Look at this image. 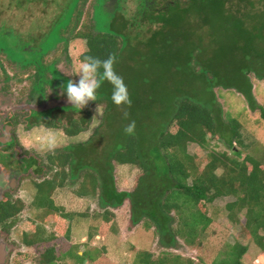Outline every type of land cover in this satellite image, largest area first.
<instances>
[{
	"label": "trees",
	"instance_id": "16d2710c",
	"mask_svg": "<svg viewBox=\"0 0 264 264\" xmlns=\"http://www.w3.org/2000/svg\"><path fill=\"white\" fill-rule=\"evenodd\" d=\"M97 6L99 3L94 22L89 26L88 20L84 21L75 35L86 47L79 63L87 55L102 60L114 56L115 71L127 85L131 106L114 105L111 86L104 83L96 101H90L103 110L90 138L49 153L44 162L33 160L37 173L44 172L45 166L46 177L34 183L29 205L18 200L3 207L0 223L10 227L23 211L36 212L35 218L29 219L30 228L20 237L25 246L37 252L36 264H59L64 256L74 264H89L104 249L81 252V247H87L95 236H105L109 228L116 230L110 224L115 214L109 208L127 205L130 226L140 225L148 233L153 230L161 250L158 255L137 250L132 264H207L173 251L202 245L213 222L210 205L219 198L233 197L235 200L224 209L228 220L239 224L240 229L234 243L210 264H242L250 240L264 255V161L251 154L242 158L243 151L234 147L244 146L242 125L229 116L227 121L223 119L216 93L217 89L234 91L244 98L251 112L259 109L264 121L253 82H264V0H186L176 7L167 6L159 14L140 12L141 21L133 19L132 24L127 19L117 23L114 14H108L107 30L100 28ZM63 27L57 30L58 37L66 34ZM144 27L148 37L140 32L131 37L126 32ZM53 44L46 48L24 44L20 48L21 52L38 55L28 64L37 70L36 83L46 80L49 68L53 79L63 77L41 61ZM39 90L43 93V88ZM62 110L81 111L77 107ZM132 121L136 127L129 135L124 129ZM40 122L57 127L46 119H35L30 125ZM91 122L92 114L87 110L79 119L69 117L63 132L77 137ZM213 138L230 152L210 149ZM189 144L207 152L202 166L188 152ZM115 166L141 171L130 191L119 190ZM74 182L78 183L74 193L98 205L97 213L65 212L55 204L54 192L72 189ZM90 216L101 222L90 226L82 246H69L62 257L55 246L48 247L59 236L70 241L76 218ZM49 224L54 227L51 232L46 230Z\"/></svg>",
	"mask_w": 264,
	"mask_h": 264
},
{
	"label": "rangeland",
	"instance_id": "374dc122",
	"mask_svg": "<svg viewBox=\"0 0 264 264\" xmlns=\"http://www.w3.org/2000/svg\"><path fill=\"white\" fill-rule=\"evenodd\" d=\"M31 1L35 3H25L24 0H0V24H4V28L1 26L0 29V49L6 55L0 58V115L2 113L6 121L8 117H11V114L13 115L11 120H15L16 127L12 131V134L16 137L21 151H23L22 154L26 156L34 155L40 162H44V158L49 153L62 151L69 145L86 142L92 135L94 129L101 122L103 110L102 106H96L93 102H89L87 106L81 109L82 112L80 111L78 113L63 111L56 112L53 115L49 112L50 110L43 113L13 111V109L19 106L39 105L42 103L43 97H45L46 100L58 99L67 101L66 96L60 94L59 85L69 80L78 81V57L86 49L84 41L82 43H75L76 45L74 43L67 45L65 42L66 38L68 40L71 39L74 32L79 30V28H77L78 25H75L74 32L68 29L77 15L75 14L78 3L77 0ZM98 3V23L102 30H107V18L109 16L108 14H110V10L107 9L106 0H100ZM15 5H19V8H21L18 13L15 12ZM94 5L95 0H82L78 11L82 13L83 17L85 16V22L87 21V17L89 18ZM112 6L113 1L108 8L111 9ZM125 6V16L129 21L135 12L133 0H128ZM28 7H31V9L28 10ZM57 12H60V15L57 16ZM54 17H57V19L53 20ZM74 24L75 21L72 27ZM62 26H66V29H68L66 34H62L64 38L61 37L59 39V42L62 40L63 42L55 45V52L49 53V56H46V60H44L43 63L46 67L54 68L56 66L55 69L63 77L53 79L50 68H47L46 80L36 83L35 74L37 70L34 67L23 68L22 63L26 65L29 63L32 64L34 63L32 61L38 59V55L36 52H33V54H30V52H21L20 48L23 47L21 44L27 43L31 45L33 44L32 40H35L36 42L34 43L37 45H35L34 48H46L59 38L57 36V30ZM146 29L147 27L139 31L130 29L126 32L129 33L131 37H134L137 32H140L143 37H148L149 32H147ZM44 32L46 34L42 35ZM68 42L70 41H67V43ZM43 51L41 50L40 52L42 53ZM66 51H68V55L72 58H70V62H67L64 57H62V54L66 53ZM52 53H54V55ZM8 57L12 58L10 60L14 59L13 63L10 62ZM55 60H57V62H55ZM14 62H20L21 64H14ZM39 70L40 72H44V69L39 68ZM253 82L255 85L254 97L257 104L264 109V82H258L256 80H253ZM33 87L34 89H32ZM42 88L43 93L39 90ZM216 93L218 96V107L222 110L223 119L227 121V117L229 116L237 119L242 125L240 133L244 146L240 148L237 144H234V147L243 151L244 154L242 158L246 154H251L255 157L262 158L264 161V121L260 116L261 111L258 109L255 112H251L244 98L234 91L217 89ZM87 110L91 112L92 119L94 117L95 119L92 120L86 132L74 138L66 136L63 132V143L55 151H40L37 147L28 146L25 143L27 134L36 126L34 124L28 125V122H31L29 117L32 119L53 121L57 124L56 128L63 130L68 125L67 122L69 117L79 119L85 115ZM65 111L67 110L65 109ZM210 149L217 152H230L228 147L217 138L211 140ZM188 152L191 155H195L200 160L201 166L205 163V160H203L207 154L205 150H201L195 144H189ZM22 154L20 156H22ZM42 169L46 171L45 166H43ZM140 172L139 169L131 166H115V177L119 190L130 191L133 188L135 178ZM44 176L46 177V175ZM32 179L41 180L42 177H30L29 181H23L19 185L16 194L24 205H29L32 201L34 193ZM77 188L78 183L74 182L72 189L64 188L54 192L52 198L55 204L64 208L65 212L84 213L90 211L91 214L97 213L99 211L98 205L79 199L74 193V190ZM234 200L233 197L219 198L210 205L209 215L212 217L213 222L210 224L207 233L201 240L202 245L198 246V248L183 246L178 249V251L173 252L191 257L195 261L201 259L207 264H210L216 257L221 256V253L225 251L229 245L234 243V236L240 229L239 224L228 220L227 213L224 209L227 203ZM109 209L115 214L110 224H114V227L117 229L114 230L113 228H109L105 236H95L87 247H81V252L89 249H104V251H102L103 254L99 255L94 263L92 262L89 264H132L135 258V251L137 250H148L155 255L160 253L161 250L158 247V237L153 230H150L148 233L140 225L137 227L130 226V215L127 205L117 209L111 207ZM36 214V212L26 210L15 219V224L9 227L11 229L8 231L7 241L10 245H13L14 253L12 259L15 264H36L37 262L38 254L35 249L25 246L20 239L22 234L30 228V223H28L30 221L29 219H34ZM239 218L243 223L242 215ZM100 222L101 220H96L94 216H90L89 218H76L73 224L70 241H66L64 237L59 236L55 243L48 244L49 246L46 245L45 247L55 246L57 255L62 257L69 250V246H82L86 243L90 226H98ZM12 226L15 227L12 229ZM46 228L47 232H51L54 229L51 224ZM248 246L249 249L242 259V264H264V255L252 240H250ZM132 248H134V250H132ZM58 263L74 264L73 261L66 256L62 257V260L58 261Z\"/></svg>",
	"mask_w": 264,
	"mask_h": 264
},
{
	"label": "flooded vegetation",
	"instance_id": "af4514ba",
	"mask_svg": "<svg viewBox=\"0 0 264 264\" xmlns=\"http://www.w3.org/2000/svg\"><path fill=\"white\" fill-rule=\"evenodd\" d=\"M20 1H22V0H20ZM24 1H25V3L33 2L31 0H28V1L24 0ZM38 1H43V0H38ZM97 1L98 0H95V5L93 6L92 12L89 15V18L87 17L88 22L86 24H88L89 26H90V24H92L94 22L93 19H95V10H96L95 6L98 4ZM112 1H113V6L110 9L108 7L112 4ZM127 1L128 0H121V2H119L118 0H106L107 9L110 10V14H114V18L117 20V23L122 22L124 19H127L125 16V7H126L125 3ZM77 2H78L77 3V9L75 12V14H77V15L73 19V21L69 27V28H71L72 24L75 21V24L72 27V29H73L72 32H74V30H75V25L76 26L78 25L77 28H79V31H80L81 28L83 27L84 21L86 19L85 16L83 17L82 13H80V11H78V8L80 7L82 0H79V1L77 0ZM118 2H119V4H118ZM185 2H186V0H133L134 6H135V12H134L132 18L129 20V22H130V24H132L131 20H133V19H135V20L137 19V20L141 21V19L138 18V14L140 12L159 14L160 12L166 10L167 6L176 7L177 4L185 3ZM33 3H35V2H33ZM20 9L21 8H19V5H17V6L15 5V12L16 13H18L20 11ZM30 9H31V7H28V10H30ZM45 12H47V11H45ZM58 15H60V12L59 13L57 12V16ZM81 16H82V18H81ZM56 19H57V17L56 18L54 17L53 20H56ZM1 26L4 28V24H2V23L0 24V29H1ZM130 27H133V26L131 25ZM62 29H64L63 31H65V32L67 31L66 26H64ZM45 34H46L45 32L42 33V35H45ZM75 35H76V31L74 32L71 39L68 40L66 38L65 42L67 45L71 44V43L75 44V43H79V42L82 43L83 42V40L75 38L76 37ZM61 37L64 38L63 36H59V39ZM39 39H41V38H39ZM59 39L56 42H54V44L50 48V50L41 57V61L46 60V56H49L48 54L55 50L56 44L58 45V44H61L63 42V40L61 42H59ZM67 41H70V42L67 43ZM32 42H33V44H31L30 46L35 47V45H37V44H35L34 42H36V41L32 40ZM21 45L23 46L24 44H21ZM24 52L26 53V50H24ZM52 54L54 55V53H52ZM4 55L5 54L0 49V58H2ZM62 57H64V59L66 61H69L71 58L68 55V51H66V53L62 54ZM8 59L10 60L12 58L8 57ZM13 61H14V59L10 60L11 63H13ZM55 62H57V60H55ZM16 63L14 62V64H16ZM17 64H21V63L19 62ZM22 64H23V66H22L23 68L33 67L30 65L25 66L24 63H22ZM54 68H56V66ZM32 89H34V87ZM45 101H47V100L45 97H43L42 103ZM0 110H1V108H0ZM49 112L54 115L56 112H63V110L60 108H56V109L50 110ZM29 113H31V112H29ZM12 116L13 115L11 114V117L10 118L8 117V119L6 121L4 115L2 116V113L0 115V141L1 140H8L10 138L12 139L10 142H8L6 144L0 143V217H2L3 207H5L7 205L9 206V204L14 205V204H16V202L18 200H21L16 194H17V191L19 189V185L23 181H25V180L29 181L30 177H37V178L42 177L41 180H37V179L31 180L33 183L32 186H34L35 182L42 181L45 178L44 175H46L45 170H44V172L42 171L41 173H37L38 167H36L32 163L33 160L36 161L38 158H36L34 155L26 156V155L22 154L23 151H21V147H20L16 137L12 134V131L16 127L15 126V120H11ZM29 119L31 120V122H32V120H35V119H32L31 117H29ZM28 125H30L29 122H28ZM21 154H22V156H20ZM38 161H40V160L38 159ZM18 217H19V215H17V218ZM8 223L10 224V221ZM14 227L15 226H12V229ZM9 229H11V228H9L8 225H6L4 227V225H2V223H0V264H15L14 260L12 259V256L14 253L13 245H10L7 241Z\"/></svg>",
	"mask_w": 264,
	"mask_h": 264
},
{
	"label": "clouds",
	"instance_id": "9594fccd",
	"mask_svg": "<svg viewBox=\"0 0 264 264\" xmlns=\"http://www.w3.org/2000/svg\"><path fill=\"white\" fill-rule=\"evenodd\" d=\"M115 63L114 56L103 60L92 55L85 56L77 68L78 81L69 80L59 85L60 94L66 96L71 105L82 109L90 101H96L99 89L107 83L111 86L112 103L117 107L122 105L130 107L131 99L127 85L123 77L115 71ZM135 127V121H132L124 131L129 135L134 134ZM63 140L62 129L40 122L27 134L25 143L37 147L40 151L53 152Z\"/></svg>",
	"mask_w": 264,
	"mask_h": 264
},
{
	"label": "water",
	"instance_id": "95a60500",
	"mask_svg": "<svg viewBox=\"0 0 264 264\" xmlns=\"http://www.w3.org/2000/svg\"><path fill=\"white\" fill-rule=\"evenodd\" d=\"M67 107H74L71 105L68 101H62L58 99H51L47 100L39 105H26V106H19L13 109V111H29V112H37V113H43L49 110H53L56 108H67ZM12 139H8L6 141L1 140L0 143L6 144L10 142Z\"/></svg>",
	"mask_w": 264,
	"mask_h": 264
},
{
	"label": "crops",
	"instance_id": "0c3cea01",
	"mask_svg": "<svg viewBox=\"0 0 264 264\" xmlns=\"http://www.w3.org/2000/svg\"><path fill=\"white\" fill-rule=\"evenodd\" d=\"M80 254H81V252H80Z\"/></svg>",
	"mask_w": 264,
	"mask_h": 264
}]
</instances>
